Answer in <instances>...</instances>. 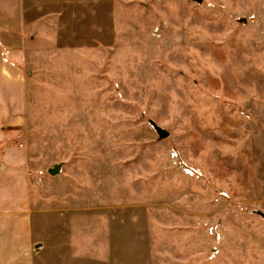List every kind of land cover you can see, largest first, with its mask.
<instances>
[{
  "label": "rangeland",
  "instance_id": "obj_1",
  "mask_svg": "<svg viewBox=\"0 0 264 264\" xmlns=\"http://www.w3.org/2000/svg\"><path fill=\"white\" fill-rule=\"evenodd\" d=\"M111 9L108 46L32 80V202L76 212L37 264H264V0Z\"/></svg>",
  "mask_w": 264,
  "mask_h": 264
},
{
  "label": "crops",
  "instance_id": "obj_2",
  "mask_svg": "<svg viewBox=\"0 0 264 264\" xmlns=\"http://www.w3.org/2000/svg\"><path fill=\"white\" fill-rule=\"evenodd\" d=\"M115 2L0 0V264H37L49 217L73 221L74 211L33 205L29 156L20 135L30 123L32 80L45 72L56 75L63 55L108 46L116 30ZM83 76L84 70L73 72V78Z\"/></svg>",
  "mask_w": 264,
  "mask_h": 264
},
{
  "label": "water",
  "instance_id": "obj_3",
  "mask_svg": "<svg viewBox=\"0 0 264 264\" xmlns=\"http://www.w3.org/2000/svg\"><path fill=\"white\" fill-rule=\"evenodd\" d=\"M192 1H196V2L199 3L202 0H192ZM154 128H155V131L157 132L159 138L160 137H166L168 135V132L166 130L161 129L160 127H158L156 125L154 126ZM58 171H59V166L58 165H54L53 167L48 169V173L49 174H56V173H58Z\"/></svg>",
  "mask_w": 264,
  "mask_h": 264
}]
</instances>
